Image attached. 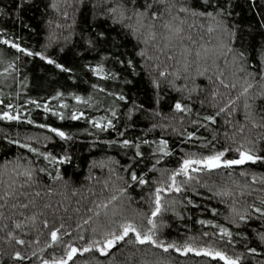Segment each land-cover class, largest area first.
<instances>
[{
    "label": "trees",
    "instance_id": "trees-1",
    "mask_svg": "<svg viewBox=\"0 0 264 264\" xmlns=\"http://www.w3.org/2000/svg\"><path fill=\"white\" fill-rule=\"evenodd\" d=\"M53 2L58 4V9L51 7ZM189 2L193 7L199 8L202 0H189ZM220 2L223 4L226 0H220ZM94 3L96 0H84L83 4L79 3L78 0H30L24 5L20 13L22 19L18 20L15 16L14 0H0V9L5 12L4 15H0V29L5 30L0 33V73L3 72L9 62H15L18 69L11 75H0V100H3V103L0 104V112L8 110L7 105L12 104L13 114L18 110L21 116L19 121L0 119V180L4 181L6 186L10 182V177L14 178L15 174L12 173V169L17 163V157H20V162L25 165L30 163L35 168L47 167L53 176L58 168L64 177L63 181H54L45 173H38L39 185L28 189L33 195L36 191L40 192V196L36 197V200L41 208L44 204L52 205L51 209H43L44 215L40 216L37 221V230L27 231V234L16 230L18 237L28 241H34L39 236L38 245L20 246L16 245L15 241L9 242L6 239L7 230L2 228L4 223H7L11 229L15 220L23 221L24 216L31 215L33 211L31 207L27 210L12 209L10 204L15 201L9 200V204L0 209L6 217H9L7 220H0V264H14L11 255L14 250H20L30 256L33 250L44 247L45 241L49 239V230L41 224L44 218L49 219L50 226L53 221L58 226L61 222L60 218L63 217L62 222L65 227L75 236L79 231L76 228L77 223H82L91 214L86 209L94 207L93 202L106 199L114 191L125 186L124 181L118 180L117 176H123L127 179V173L124 172L123 168L131 163L135 149L125 148L115 143L116 141L129 139L137 143L143 140L150 142L148 144L140 143V150L145 154L144 160L139 166L134 165L138 175L147 173L146 179L149 180V184L145 186L133 185L128 189L127 196L132 197L130 206L127 196L121 197L120 201L116 202L123 204L128 212H131L132 209L148 212L147 201L149 194L155 187L153 181L166 179V176H160L159 171H149L151 165L158 158L152 154L161 138L168 140L172 155L164 157L157 164V169H175L183 155L182 149L205 154L211 150V145L207 148H201L202 141L196 139L189 141L186 136L181 137L179 132H173L172 127H175L180 131L184 129L189 132L196 131L198 137H206L207 140L212 139L210 131L205 128H200L197 131V128L192 125L191 120L196 118L195 115L191 118L185 117L183 124L179 122V114H177L176 120L171 119L173 116L172 104L181 98V94L168 88L166 84L162 85L160 90V103L158 105L155 103L156 94L150 84L148 70L144 68L143 60L137 55L143 45L139 44L132 36L126 35L120 25H112L110 21L104 19H95L94 17L102 8H94ZM230 10L232 16L228 18V23L229 25H237L241 30L238 36L243 38V43L241 44L238 40L235 47L246 51L250 64L258 65L261 62L260 49L264 45V26L261 25V22L264 21V0H231ZM65 11L68 12L67 17L63 15ZM161 23L162 21H157L158 31H162ZM188 23L191 24L192 21L189 20ZM200 25L201 21H197L195 27L191 29L185 25L186 34L191 35L196 44L192 45L188 40H185L184 43L193 49L200 45L209 48L217 45L220 42L218 34L208 33L206 26L202 28ZM93 29L108 32L110 42L105 45H97L96 50H89L86 37L89 34H94ZM3 39L18 42L22 47L29 48L33 52H42L71 71H62L40 57H30L18 52L11 45L4 44ZM111 41L120 46V52L125 53L128 58L133 60L138 75L132 73L127 67L114 64L110 59L103 62L106 68L120 73L119 79L104 80L90 71L89 65L95 66L96 63L101 62L102 57L108 55L109 50H115L112 49ZM160 43L162 46L163 42ZM154 51L153 46L149 45L148 54L153 55ZM156 54L160 55V61L164 62L165 65L174 64L172 61H167L163 54ZM124 58V56L121 57V59ZM190 59H194V57H190ZM218 63L221 68H225L223 58H220ZM194 69L195 66H193V71ZM126 81H130V83ZM183 83V79L177 81L178 85ZM196 83L205 89L200 96L201 99L205 98L211 88L207 78L205 76L198 77ZM94 84H99L106 89V92L94 89L92 87ZM221 91L223 92L224 89L221 88ZM58 92L64 95L57 98ZM111 92L122 93L128 99L120 101L117 97L108 95ZM73 94L84 97L88 103L76 101ZM89 96L92 97L91 100H88ZM30 101L33 102L30 103ZM133 102L137 105H143V108L135 111L129 118L128 110L132 107ZM37 103L47 105L52 111L46 112L43 107H36ZM63 103H67L69 107L63 108ZM260 103H264V101ZM193 107L202 115L211 112V109H201L199 105ZM109 108H115L117 112L115 117L111 115ZM73 110L84 112L85 117L79 120L71 119ZM153 111L159 112L161 115L154 116ZM56 112H63L64 119L55 115ZM100 117L112 119L114 128L101 130L93 127L90 120ZM28 119L35 123L29 124ZM223 119V117L218 118L217 124L212 125V128L221 134L218 137L219 143L213 141L216 143L217 149L225 143L223 132L226 129L222 123ZM236 120L243 122L242 113L236 116ZM41 124L59 128L68 133L72 139L63 141L52 133L50 128L39 127ZM153 124H171L172 127L153 128ZM227 130L231 131L230 128ZM121 132L124 133L123 136L119 135ZM29 136L40 138L39 141H28L34 147L41 151H49L57 156L67 152L72 158L71 162L51 165L43 157H38L36 153L30 152L20 145L10 143L11 140L19 139L22 144ZM46 136L51 137V139L45 141L44 137ZM109 141L113 143L109 144ZM259 147L264 149V144L259 145ZM260 154L264 155V151ZM236 155L234 152H229L228 158H236ZM109 157L113 161L119 162L112 165L115 174L109 173L107 168L91 167L94 160L99 161ZM230 171L232 172L231 175H229ZM241 171L264 174V163H248L243 166H234L233 170L213 171L210 175L201 176V184L206 182L209 187L215 189L217 187H234L233 181L251 183L250 177L239 175ZM97 180L100 182L98 183ZM104 180H108L107 188L103 185ZM65 182H67V187L64 186ZM196 187L200 195L192 191L181 194H163L166 201L170 199L183 200L185 196H188L194 202L179 208L183 219L176 217L172 212L163 214L162 219L168 225L162 230L163 238L183 241L189 236L196 237L197 239L193 243L197 246L214 243L216 247L226 251L229 255L234 254V251H244L245 243L248 246H257V242L252 237L255 230H264L260 224L250 222L248 226L242 225L241 228L237 229L225 220V216L228 215L227 203H222L219 198L215 197L209 199L211 193L207 188L200 185ZM253 187H259V185H253ZM49 188L52 189L51 192H48ZM2 191L3 186H0V192ZM258 195V192L253 193L252 196H246L245 200L247 203L256 202L258 204V201L255 200ZM20 199L24 201L23 197ZM243 203L244 201H240L238 207ZM77 208L80 209V212L75 211ZM212 208L217 209L216 214L210 211ZM65 209L67 210L65 211ZM14 212L15 215H13ZM21 212H23V216L20 215ZM201 219L214 220L216 223L230 227L234 233L238 231L246 233L249 240L246 241L243 236H239L235 238L237 242L234 245H226L223 241L205 238L201 235L202 232H214L216 229L209 225H200L198 221ZM96 223L108 226L102 213L98 221L94 217L89 225L83 226L86 229L84 232L86 237L91 236V227ZM65 242H67V238ZM75 243L78 247L82 246L80 241H75ZM258 251H264V248H258ZM53 252L56 256L62 255L63 245L46 248L43 257L50 258ZM39 256L40 253L37 257L21 261L19 264H39ZM257 259H264V256H257ZM162 261H169L170 264H224V261L219 260V258L213 260L210 257L196 256L194 253L185 257L175 252L163 253L150 245H134L126 242H121L111 249L108 255H101L97 251L82 255L78 253L69 264H161Z\"/></svg>",
    "mask_w": 264,
    "mask_h": 264
},
{
    "label": "snow or ice",
    "instance_id": "snow-or-ice-1",
    "mask_svg": "<svg viewBox=\"0 0 264 264\" xmlns=\"http://www.w3.org/2000/svg\"><path fill=\"white\" fill-rule=\"evenodd\" d=\"M30 0H14L15 16L21 20L20 13L25 4ZM83 4L84 0H78ZM53 9H58V4L53 2L51 4ZM93 7H101L102 10L96 14L95 19H104L110 21L112 25H120L126 35L132 36L143 47L139 49L137 55L143 60L144 68L148 70L150 84L155 92V103H160V90L162 85H167L181 94V98L174 101L172 104L173 116L172 120H176L179 114V122L183 124L184 118H191L195 115V119L191 120L193 126L197 128H205L212 133V139L207 140L206 137H198L196 131H187L169 125H156L152 127H172L173 132H179L181 137H187V140H200L201 148H207L211 145V150L205 153H197L191 151H184L180 157L178 166L175 169H157V164L161 162L166 156L172 155L169 149L168 140L161 138L158 143L153 156H158L156 162L151 165L149 171H159L160 179L153 181L155 185L153 191L149 194L147 201L149 210L144 212L138 209H132L131 212L124 207L123 204L116 203L120 201L121 197L127 196L128 189L133 185L145 186L149 184L146 179L147 173L138 175L135 166L143 163L144 153L140 150V143L148 144L147 140L137 143L133 140L123 139L115 143L122 145L125 148H134L135 153L131 158V163L124 166L123 170L127 173V179L123 176H117L118 180H123L125 186L120 187L114 191L106 199L99 202H93L94 207L86 209L91 213L82 223H77L76 228L79 230L75 236L65 227L62 222L57 226L55 221L50 226L48 218H44L41 224L45 229H48V236L44 243V247H38L30 254H26L20 250H14L11 255L14 264H19L21 261L31 260L32 257L39 256V264H69L77 254L90 253L97 251L101 255H108L111 249L116 247L121 242L131 243L134 245H150L155 249L161 250L163 253L175 252L187 257L190 253L196 256L210 257L213 260L219 258L224 261V264H264V259H257V256H264V251H258V248H264V230H255L252 239L257 242L256 247L244 245V251L235 252L229 255L226 251L216 247L214 243L197 246L193 241L197 238L189 236L183 241L168 240L162 237V230L168 227L167 223L162 219L163 214L172 212L176 217L183 219V215L179 208L186 207L188 204H193L191 197L185 196L183 200L170 199L165 200L163 194H181L192 191L200 195L197 190V185L205 187L211 193L209 199L215 197L219 198L222 203L228 205V215L225 220L234 225L237 229L242 225L248 226L250 222H257L261 228H264V174H257L255 172L241 171V177H250L251 183H239L233 181L234 187H217L212 188L206 182L201 184V176L204 174L210 175L213 171L222 169L233 170L234 166H243L248 163L255 164L257 162L264 163V155L260 153L264 149L259 145L264 144V45L260 49L261 62L258 65L249 63L248 55L245 50L235 47L239 40L243 43L242 36H238L241 31L235 24L229 25L228 18L232 16L231 0H226L221 3L220 0H202L199 8L193 7L189 0H96ZM162 9V10H161ZM3 9H0V15H4ZM65 17L68 12L63 13ZM192 23L189 24L188 21ZM157 21H162L160 28L157 29ZM201 21V27L206 26L208 33H217L219 43L212 48L200 45L193 49L184 41L188 40L192 45L196 41L192 39L191 35L186 34L185 25L188 29L195 27L196 22ZM264 26V21L261 22ZM0 29V33L4 32ZM94 34H89L86 37V44L89 50H96L97 45H105L110 42V34L104 30L96 31ZM163 42L162 46L160 42ZM4 44L11 45L12 48L18 52H22L27 56L40 57L46 60L49 64L55 65L56 68L65 72H70L71 69L66 68L63 64L57 63L56 60L44 55L42 52H33L29 48L22 47L18 42L10 39H3ZM112 49L109 50L107 56L102 57L101 62L95 66L89 65L90 71L97 77L104 80L119 79L120 73L108 69L105 66L104 60L110 59L114 64L127 67L132 73H136V65L131 58H128L125 53L119 51V45L111 41ZM149 45L154 48L153 55H149ZM163 54L167 61H172L174 64L165 65L160 61V55ZM171 53V54H169ZM178 53V55H177ZM124 56V59L121 57ZM194 57V59H190ZM223 58L225 68H221L218 61ZM19 59V57H17ZM210 61V63H209ZM193 66L195 69L193 71ZM254 69V70H253ZM18 71L15 62H9L7 67L3 69L0 75H11ZM227 73V74H226ZM205 76L211 88L208 90L207 96L201 99V93L205 91L199 84L196 83L198 77ZM183 79L184 83L178 85L177 81ZM130 83V81H126ZM94 89L101 92H106V89L99 84L92 85ZM221 88L224 91H221ZM234 93V94H233ZM64 94L58 92L56 97H62ZM74 95V99L80 103H88L84 97ZM108 95L117 97L120 101H126V95L117 92L108 93ZM92 97L89 96L88 100ZM33 101H30V103ZM3 100H0V104ZM194 105H199L201 109H211L209 114L202 115L200 111L194 109ZM63 108H68L67 103H63ZM36 107H43L46 112L52 111L47 105L36 104ZM143 105H137L133 102L132 107L128 110L129 118L135 111H139ZM6 111L0 112V119L6 121H19L21 119L18 110L13 114V105L8 104ZM111 115L115 117L117 112L115 108H109ZM243 115V122L236 120L238 114ZM60 119H64L63 112L54 113ZM154 116L161 115V113L153 111ZM85 117L82 111L73 110L71 119L79 120ZM223 117V139L225 143L217 149L216 143H219V132L212 128V125L217 124L218 118ZM28 123H35L28 119ZM93 127L105 130L107 128H114L112 119L108 117H100L99 119L92 118L90 120ZM41 128H50L63 141L72 139V137L65 131L51 127L47 124L39 125ZM230 128L229 132L227 129ZM123 136L124 133H119ZM37 136H29L26 141L21 144L19 139L11 140L10 143L20 145L22 148L28 149L32 153H36L38 157H43L49 164L70 163L71 156L65 152L63 155H53L49 151H41L34 147L28 141H39ZM51 137H44L45 141L50 140ZM216 141V143H213ZM182 142H184L182 140ZM113 143L112 141L108 142ZM94 146V145H93ZM236 153V158H228V153ZM21 158L17 157V163L12 169L15 174L14 178L10 177V182L4 185V181L0 180V186H3V191L0 192V209L9 204V200H14L10 204L12 209H33L31 215L24 216L23 221L15 220L13 227L9 229L7 223L2 224V228L6 231V239L9 242L15 241L16 245L26 246L30 244H39L40 238L36 237L34 241H28L16 235V230L27 234V231L37 230V221L40 216L44 215L43 209H51V204H44L43 208L37 203L36 197L40 196V192L36 191L34 195L28 189L37 186L40 183L38 173H45L54 181H63L64 177L57 168L56 174L53 176L48 171L47 167L35 168L29 163L25 165L20 162ZM118 164V161H113L111 157L99 161H93L91 167H99L101 169L107 168L109 173L115 174L113 164ZM232 172H229L231 175ZM91 179V176L89 177ZM99 183L100 181L97 180ZM105 188L108 187V180L103 181ZM259 185V187H253ZM67 187V182L64 184ZM52 189L49 188L48 192ZM258 192L259 195L255 197L258 201L247 203L246 196H252L253 193ZM21 197L24 201H21ZM143 200V197H141ZM129 206L131 205L132 197L127 196ZM230 201V202H229ZM240 201H244L238 207ZM79 203V202H78ZM67 209H65L66 211ZM76 212H80L77 208ZM210 211L213 214L217 213V209L212 208ZM105 217L106 224L96 223L91 227V236L86 237L84 232L86 229L84 225H89L94 217L99 219L101 214ZM15 215V212L13 213ZM23 216V212L20 213ZM3 211H0V220H7ZM159 221V223H158ZM200 225H209L216 229L214 232H202L201 235L205 238H211L223 241L226 245H234L236 237L243 236L247 241L249 237L246 233H234L230 227L223 224L216 223L214 220L201 219L198 221ZM67 238V242H65ZM75 241L82 242V246L78 247ZM63 245V254L56 256L53 252L50 258H44L43 253L46 248L57 247ZM161 264H170L169 261H162Z\"/></svg>",
    "mask_w": 264,
    "mask_h": 264
}]
</instances>
